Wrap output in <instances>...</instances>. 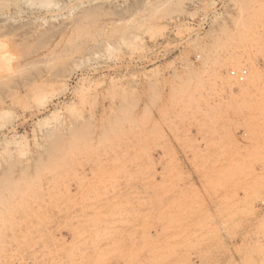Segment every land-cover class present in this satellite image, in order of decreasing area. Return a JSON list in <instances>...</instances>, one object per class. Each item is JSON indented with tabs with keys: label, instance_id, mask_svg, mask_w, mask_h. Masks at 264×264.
Returning a JSON list of instances; mask_svg holds the SVG:
<instances>
[{
	"label": "rangeland",
	"instance_id": "rangeland-1",
	"mask_svg": "<svg viewBox=\"0 0 264 264\" xmlns=\"http://www.w3.org/2000/svg\"><path fill=\"white\" fill-rule=\"evenodd\" d=\"M0 264H264V0H0Z\"/></svg>",
	"mask_w": 264,
	"mask_h": 264
},
{
	"label": "built area",
	"instance_id": "built-area-1",
	"mask_svg": "<svg viewBox=\"0 0 264 264\" xmlns=\"http://www.w3.org/2000/svg\"><path fill=\"white\" fill-rule=\"evenodd\" d=\"M201 1L202 0H197V2L200 4V6H201ZM209 2H210V0H209ZM222 6H223V3L222 4L220 3V5L217 4V6L216 5L213 6L214 8L211 7V10L212 11H214V10L215 11H222ZM189 21H192V20H189ZM207 22L208 21L204 20L203 18H200L199 22H197V24H194L193 26L196 28V30H198V32H200L201 30L204 29V26L207 25ZM229 75H230V78L235 80L237 84H244L247 80V77H248V71L247 70H240V71L233 70V71H230Z\"/></svg>",
	"mask_w": 264,
	"mask_h": 264
},
{
	"label": "bare ground",
	"instance_id": "bare-ground-1",
	"mask_svg": "<svg viewBox=\"0 0 264 264\" xmlns=\"http://www.w3.org/2000/svg\"><path fill=\"white\" fill-rule=\"evenodd\" d=\"M248 84V83H247ZM249 85V84H248Z\"/></svg>",
	"mask_w": 264,
	"mask_h": 264
}]
</instances>
